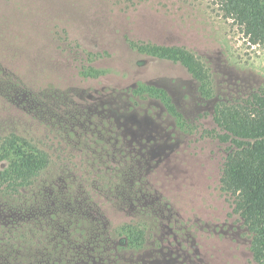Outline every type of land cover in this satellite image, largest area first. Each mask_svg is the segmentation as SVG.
I'll list each match as a JSON object with an SVG mask.
<instances>
[{"label":"rangeland","instance_id":"1","mask_svg":"<svg viewBox=\"0 0 264 264\" xmlns=\"http://www.w3.org/2000/svg\"><path fill=\"white\" fill-rule=\"evenodd\" d=\"M131 41L194 52L210 96ZM260 87L264 49L207 0H0V135L50 155L32 185L0 196V264H257L220 188L229 143L207 132L218 101Z\"/></svg>","mask_w":264,"mask_h":264},{"label":"trees","instance_id":"2","mask_svg":"<svg viewBox=\"0 0 264 264\" xmlns=\"http://www.w3.org/2000/svg\"><path fill=\"white\" fill-rule=\"evenodd\" d=\"M207 2L222 18L231 20L251 44L264 49V0ZM130 44L138 52L179 62L199 81L201 94L210 96L209 69L191 50L176 44ZM97 55L100 53L94 56ZM134 93L160 98L170 112L178 114L166 91L155 85H138ZM213 120L218 130L207 133L229 143L219 177L220 188L233 198L234 211L250 234L253 260L264 264V87L246 97L218 101L213 107ZM49 162V153L33 140L15 132L0 135V196L13 195L32 185ZM122 229L130 243L142 242L141 229L131 224Z\"/></svg>","mask_w":264,"mask_h":264}]
</instances>
